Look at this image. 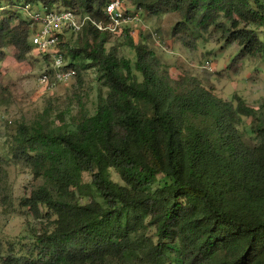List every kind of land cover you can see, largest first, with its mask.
I'll return each mask as SVG.
<instances>
[{
    "label": "trees",
    "instance_id": "trees-1",
    "mask_svg": "<svg viewBox=\"0 0 264 264\" xmlns=\"http://www.w3.org/2000/svg\"><path fill=\"white\" fill-rule=\"evenodd\" d=\"M131 1L151 13H177L173 34L214 28L240 55L264 57V0ZM107 3L0 0V9L80 8L81 15L102 20ZM11 22L0 20V62L6 44L18 62L31 52L30 22ZM80 35L94 43L68 50L76 77L96 67L107 94L70 129L18 128L16 156L47 183L22 206L47 223L33 234L26 255H14L9 246L3 264H168L170 254L177 264H264V115L257 117L239 97L233 106L196 83L172 87L153 52L131 39L133 65L105 50L109 33L86 26ZM80 57L90 63L75 64ZM242 117L252 118L253 145L237 129ZM84 187L101 202L80 204Z\"/></svg>",
    "mask_w": 264,
    "mask_h": 264
},
{
    "label": "rangeland",
    "instance_id": "rangeland-1",
    "mask_svg": "<svg viewBox=\"0 0 264 264\" xmlns=\"http://www.w3.org/2000/svg\"><path fill=\"white\" fill-rule=\"evenodd\" d=\"M125 6L131 19L121 26L117 35L107 36L106 51H113L118 58L133 65L136 55L129 46L131 39L134 44L153 52L158 71L167 77L172 87L181 91L196 83L233 106L235 97H239L255 110L257 117L264 115V57L240 55L239 46L227 43L222 32L214 28L200 34H173L174 25L181 20L175 12L151 13L138 9L131 0H127ZM0 10H4L0 11V20L10 18L12 26L22 19L27 21L23 10L11 7ZM76 10L82 14L80 8ZM30 12L43 14L44 8L41 4L34 5ZM31 33L29 25L28 43ZM80 37V34H64L61 48L66 56L68 50L80 49L86 41L94 43L92 38ZM3 52L5 57L0 62V264L8 255L9 246L14 255H26L32 248L33 234L41 232L47 223L45 219H35L30 208L22 206L31 192L47 183L42 178L35 179L32 170L16 156L18 128L39 123L53 131L70 129L81 114L92 115L100 98L107 94L96 67L79 71L77 77L66 84L45 89L38 83L41 65L33 60L31 53L18 62L13 57L12 46L6 44ZM32 55L36 57V52L32 51ZM80 60L81 57L74 63L79 66L90 63ZM206 62L208 67H205ZM134 73L141 80L139 74ZM251 127L252 118L242 117L237 129L243 140L253 145L255 137ZM110 175L114 182L120 183L113 170ZM83 189V195L77 197L80 204L92 199L101 202L94 190ZM41 211L45 213L43 208ZM168 264H177L175 254H170Z\"/></svg>",
    "mask_w": 264,
    "mask_h": 264
},
{
    "label": "built area",
    "instance_id": "built-area-1",
    "mask_svg": "<svg viewBox=\"0 0 264 264\" xmlns=\"http://www.w3.org/2000/svg\"><path fill=\"white\" fill-rule=\"evenodd\" d=\"M127 0H108L103 8V19L97 20L88 15H81L62 7L44 8V13H31V6L20 5L17 10L26 14L30 28L29 37L31 57L41 65L38 74V83L45 89L66 84L76 77V70L71 65L66 53L61 48L62 37L66 32L80 34L86 26H91L98 31L117 35L121 26L131 17L126 9ZM2 9V8H1ZM37 26L40 29L37 30ZM36 52V57L32 55ZM209 63L206 62L205 67Z\"/></svg>",
    "mask_w": 264,
    "mask_h": 264
}]
</instances>
